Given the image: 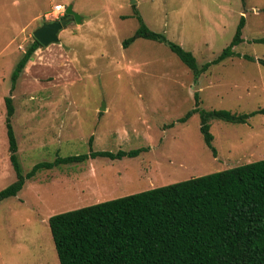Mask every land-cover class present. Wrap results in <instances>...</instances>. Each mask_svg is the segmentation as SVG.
Returning <instances> with one entry per match:
<instances>
[{"label": "rangeland", "instance_id": "374dc122", "mask_svg": "<svg viewBox=\"0 0 264 264\" xmlns=\"http://www.w3.org/2000/svg\"><path fill=\"white\" fill-rule=\"evenodd\" d=\"M80 17L40 46L10 94L22 173L56 156L146 148L134 158H95L38 172L0 202V264H58L47 219L55 214L264 159V114L244 124L209 121L212 157L188 110L264 109V0H0V190L14 180L3 126L10 74L54 5ZM163 33L210 62L244 25L236 55L193 76L162 44L121 41L137 27ZM52 18V15L48 16ZM244 57H248L246 59ZM103 106V110L100 107Z\"/></svg>", "mask_w": 264, "mask_h": 264}, {"label": "trees", "instance_id": "16d2710c", "mask_svg": "<svg viewBox=\"0 0 264 264\" xmlns=\"http://www.w3.org/2000/svg\"><path fill=\"white\" fill-rule=\"evenodd\" d=\"M134 18L137 27L121 41L123 49L136 39L162 44L193 76L226 58L238 57L232 49L241 42L242 16L227 46L199 67L190 52L168 41L163 33L148 29L139 15ZM254 42L264 44V38ZM39 47L33 39L24 49L10 74L8 96L3 98V126L14 180L0 190V202L16 196L38 172L95 158H134L146 151H92L89 139L87 154L56 156L51 162L35 163L22 173L11 126L10 94ZM257 62L264 66V61ZM197 104L195 100V107L177 122L183 123L197 113L199 133L212 157L215 149L211 145L209 121L244 124L256 114H264V109L243 114L204 111ZM47 226L58 264H264V159L61 212L50 216Z\"/></svg>", "mask_w": 264, "mask_h": 264}, {"label": "water", "instance_id": "95a60500", "mask_svg": "<svg viewBox=\"0 0 264 264\" xmlns=\"http://www.w3.org/2000/svg\"><path fill=\"white\" fill-rule=\"evenodd\" d=\"M66 16H70L74 23H79L80 17L68 5L63 10V16L56 21L42 23L32 32V38L42 47L57 43V33L69 22ZM103 110V106L100 107Z\"/></svg>", "mask_w": 264, "mask_h": 264}, {"label": "built area", "instance_id": "2783aa9c", "mask_svg": "<svg viewBox=\"0 0 264 264\" xmlns=\"http://www.w3.org/2000/svg\"><path fill=\"white\" fill-rule=\"evenodd\" d=\"M63 10L64 7L62 5H54L50 11V13H48L47 15H45V19L46 20H54L60 16L63 15ZM52 15V18H49L48 16ZM61 18V17H60Z\"/></svg>", "mask_w": 264, "mask_h": 264}, {"label": "flooded vegetation", "instance_id": "af4514ba", "mask_svg": "<svg viewBox=\"0 0 264 264\" xmlns=\"http://www.w3.org/2000/svg\"><path fill=\"white\" fill-rule=\"evenodd\" d=\"M59 20V19H58Z\"/></svg>", "mask_w": 264, "mask_h": 264}]
</instances>
